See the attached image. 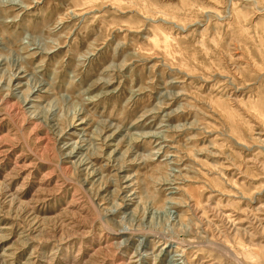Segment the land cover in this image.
<instances>
[{
    "label": "rangeland",
    "instance_id": "374dc122",
    "mask_svg": "<svg viewBox=\"0 0 264 264\" xmlns=\"http://www.w3.org/2000/svg\"><path fill=\"white\" fill-rule=\"evenodd\" d=\"M171 254L264 264V0H0V264Z\"/></svg>",
    "mask_w": 264,
    "mask_h": 264
},
{
    "label": "bare ground",
    "instance_id": "6f19581e",
    "mask_svg": "<svg viewBox=\"0 0 264 264\" xmlns=\"http://www.w3.org/2000/svg\"><path fill=\"white\" fill-rule=\"evenodd\" d=\"M11 3H13V2H11ZM15 4V3H14ZM35 40V39H34ZM35 45V46H33V48H39L38 46H40L39 45V43H30L29 45ZM41 49H42V51L43 52H48L47 50H44V48L43 47H41ZM36 50V49H35ZM40 53V52H39ZM17 60V59H16ZM16 62V61H15ZM20 67V66H19ZM24 70L22 69V68H18V69H16V71L12 74V77H14V78H19V77H24V75H20V73L21 72H23ZM21 84H20V82L18 81V85L16 86V87H18V86H20ZM44 86H45V83L43 82V81H41V80H37V81H33V79H32V81L30 82L29 81V84H28V87H27V89H25V91H26V93L24 94V96H22L21 97V101H22V104H23V106H26L28 103H29V99H30V97L29 96H31L33 93H35V94H38L39 92H47V88L46 89H44V90H42V88H44ZM15 87V88H16ZM88 90V89H87ZM63 96V95H62ZM20 97V96H19ZM62 99L64 100V101H66V99H67V96H65V97H62ZM86 99V101H87V103H89L90 101H91V98L89 97V98H85ZM31 101V100H30ZM29 106H32V105H29ZM28 106V107H29ZM27 108V107H26ZM47 109V113L48 114H53V112H55V107H54V105L53 104H48V108H46ZM83 108L82 107H74V108H72L71 110H70V113H71V115H70V117H71V121H70V123H68V125H67V128L68 129H78V130H80V133H79V131H78V133H76V131L75 132H71L72 134H74V135H76L77 136V139L75 140V141H71V142H66L64 145H65V147H64V149H68L67 151H65L64 152V157H66V158H72L73 156H76L77 154H79V156H78V164L79 165H83V164H86V163H88L89 161L87 160V158L85 157V154H83L82 153V149L83 148H86L87 149V147H88V145L91 143L92 144V141L90 142V141H88L87 139H86V137H84L85 136V134L83 133V129L82 128H77V126H80V125H82V124H84L86 121L84 120V119H80V116H81V114L83 113ZM30 112V111H29ZM37 113V112H36ZM36 113H32L33 114V116H35V117H38L39 115L37 114L36 115ZM40 117V116H39ZM38 117V118H39ZM46 118L47 119H52L53 117H51V116H49V115H47L46 116ZM49 119V120H50ZM111 126H112V124H111ZM111 126L110 125H107V128H111ZM73 131V130H72ZM82 131V132H81ZM67 132V131H66ZM120 131H119V128H113V130L111 131V133L110 134H107L106 136H104L103 138H102V135L100 136V138H99V140H102L103 142L105 141V140H110V139H112L114 136H115V134H117V133H119ZM70 133V132H69ZM147 133V132H146ZM159 133V132H158ZM157 133V135L155 134V133H147V134H145V135H148L147 137L150 139V138H153V139H156V140H160V141H162L163 139H161V136H159V134ZM138 134V133H137ZM140 134V133H139ZM141 138V137H140ZM93 139H95V138H93ZM160 141H159V143H160ZM101 142V141H100ZM106 142V141H105ZM158 143V144H159ZM85 144H87V146L85 145ZM106 144V143H105ZM110 143H107L106 145H109ZM157 144V145H158ZM116 147V146H115ZM161 147V146H160ZM159 147V148H160ZM94 148V147H93ZM117 148V147H116ZM117 150V149H116ZM112 151H115L114 149L112 150ZM111 152V151H110ZM112 153V152H111ZM157 153H158V151H157ZM109 155V154H108ZM157 155V154H156ZM168 156H169V154H168ZM170 156H174V155H170ZM108 158V157H107ZM109 159V158H108ZM166 161H168V162H171V161H169L168 159H165ZM90 174V173H89ZM127 181H128V178H125L124 180H123V185H122V187H127L128 186V184H127ZM132 195V194H131ZM128 196L127 198H126V200L128 201V202H132L133 201V199H134V197H132V196ZM166 244V243H165ZM165 244L163 243V247L165 246ZM177 247V246H176ZM138 248V247H137ZM171 248V247H170ZM139 250V249H138ZM137 250V251H138ZM174 251V250H173ZM160 252H162V251H160ZM175 252V251H174ZM159 253V252H158ZM157 254V253H156ZM139 255V254H138ZM172 255V254H171ZM176 255V254H175ZM175 255H172V256H168V260H167V263L168 264H177L176 263V261L178 260V256H175ZM136 256V255H135ZM164 256V255H163ZM154 257V256H153ZM177 257V258H176ZM137 258V257H136ZM139 259H141V258H139ZM161 260V259H160ZM181 260V259H180ZM139 261V260H138ZM137 261V262H138ZM179 261V260H178ZM180 263V262H179ZM210 263V262H209Z\"/></svg>",
    "mask_w": 264,
    "mask_h": 264
}]
</instances>
